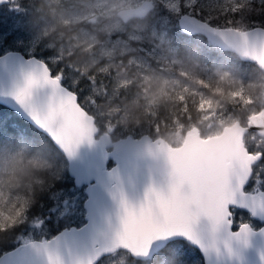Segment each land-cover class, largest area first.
Segmentation results:
<instances>
[{"label":"water","instance_id":"95a60500","mask_svg":"<svg viewBox=\"0 0 264 264\" xmlns=\"http://www.w3.org/2000/svg\"><path fill=\"white\" fill-rule=\"evenodd\" d=\"M154 6L144 0L118 16L143 17ZM178 24L264 70V27H216L189 13ZM0 104L52 140L87 195L83 225L20 244L4 252L0 264H97L118 249L147 260L174 240L195 247L203 264H264V190H246L263 154L244 141L250 131L264 138V108L218 135L202 137L194 126L180 146L149 134L113 140L45 60L18 50L0 55ZM233 209L263 225L235 228Z\"/></svg>","mask_w":264,"mask_h":264},{"label":"trees","instance_id":"16d2710c","mask_svg":"<svg viewBox=\"0 0 264 264\" xmlns=\"http://www.w3.org/2000/svg\"><path fill=\"white\" fill-rule=\"evenodd\" d=\"M161 4L164 6L163 12L160 16H155L156 21L148 15L155 6L147 14L148 16L142 17L143 19L141 17L131 19L141 21L138 23L142 27L139 31L142 39H138L140 42L134 37H129L130 39L127 40L130 46L139 49L145 45L144 41H141L143 38H152L150 36L155 32L162 33L167 72L174 71L187 80L192 79L197 86L183 88L181 91L177 88H165L160 92L156 111L150 114H147V110L141 104L134 106L129 104L130 109L125 111L123 117L116 113L111 114L112 110L101 111L88 106L86 110L90 114H95L96 117L93 116L100 132H104L111 123L115 126L113 133L117 134V136L111 134L114 140L128 135L133 136L132 134H142L143 130L152 137L173 130L177 126L176 120L188 126L198 123L202 118L203 107L199 92L223 100L228 109L234 107L239 116L237 121L246 125L251 116H248L250 105L248 101L259 94L256 91L258 89L256 81L258 82V77L263 72L256 64L241 60L235 53L213 45L202 35L182 32L177 19L181 11L171 10L164 1ZM23 5L48 8L44 0H24ZM50 8L57 11L59 7L51 5ZM192 11L195 16L216 27H234L241 30L256 26L264 27V0H204L194 4ZM37 14L36 11L33 14L26 12L19 15V19L35 21ZM169 14L173 17L170 18ZM6 21L8 22L2 28L8 32L14 21L10 18L1 20V22ZM66 28L64 26L58 29ZM134 31L139 33L137 29ZM99 35L103 38L105 34L99 32ZM85 54L87 53H73L68 59L75 61L74 59L84 58ZM126 55L130 56V54ZM126 55L121 56L125 61H127ZM155 62L157 61H154V64ZM114 65L117 70L121 69L120 63ZM57 70L58 66H55L54 71ZM134 70L136 75L140 76L139 71L136 68ZM215 71L224 74H215ZM113 72H115L114 67H111L107 74ZM88 73L99 80L104 78L97 67L90 68ZM108 82H111L110 76ZM135 90H137L136 81L119 88V96L108 106L114 109L115 104L127 102L128 100L122 98L131 95L132 92L135 94ZM78 99L80 102L79 96ZM147 119L150 122L149 129H145ZM249 151L263 154L262 160L255 166V177L258 168L264 167V147L262 150ZM112 164L113 162L110 161L109 165ZM73 185V178L68 173L67 161L52 140L20 115L0 104V256L18 246L19 234L30 226L34 218L51 214L49 210L54 202V192L69 189ZM248 218L249 213L237 210L234 220L248 221ZM47 222L52 221L47 219ZM61 227V225L60 227L52 225L53 234L60 231ZM174 245H180L176 248L179 256L172 260L175 256L172 249ZM194 259H196L195 263ZM126 264H203V258L190 244L177 240L166 245L151 260L135 259L130 256Z\"/></svg>","mask_w":264,"mask_h":264},{"label":"rangeland","instance_id":"374dc122","mask_svg":"<svg viewBox=\"0 0 264 264\" xmlns=\"http://www.w3.org/2000/svg\"><path fill=\"white\" fill-rule=\"evenodd\" d=\"M23 1L10 0L7 6H0V55L10 50H20L28 56L35 55L45 60L52 74L57 76L63 85L78 94L81 99L80 103L86 109L91 106L101 111L112 110L111 114L116 113L123 117L126 114L125 111L130 109V105L141 104L147 110V114H150L156 111L160 92L165 88H177L181 91L183 88L189 89L192 86H197V83L192 79L187 80L174 71L167 72L164 62L167 58L166 51L163 49L164 36L162 33L155 32L150 36L152 38H143L141 40L145 44L142 46L143 48L138 49L130 46L127 40L129 37L136 38L137 42H140L138 39H142L140 38L141 32H139L142 27L138 23L141 21L130 19L124 22L118 16V11L122 8L137 6L144 0H75L69 7H59L56 12L50 6L65 5L64 0H44L48 5L47 9H41L40 6L27 7L23 5ZM162 1L173 11L179 9L181 11L178 15L179 18L183 13L194 15L192 13L193 5L204 0H186L187 2L185 0H154L155 8L148 14L154 18V21L157 20L155 16H160L163 12ZM183 5L185 8L182 9ZM34 11L38 13L36 22L34 19L20 21L19 15L26 12L33 14ZM169 17L173 16L169 14ZM7 18L14 21L8 32L2 28L8 21L1 22ZM64 26L67 28L58 29ZM135 29L139 33L135 32ZM99 32H104L103 38ZM136 34L139 36H134ZM78 52L87 54L84 55V58L80 57L75 61L68 59L73 53ZM126 54H130V56ZM124 55L127 56V61L121 58ZM154 61L157 62L154 64ZM117 62L120 63L121 69L115 68L114 64ZM55 66H58L57 72L54 71ZM93 67H97L98 71L103 73L104 78L99 80L94 75H90L88 70ZM111 67H114L115 72L107 74ZM135 68L139 71L140 76L136 75ZM214 73L224 74L220 71ZM109 76L110 83L108 82ZM133 81H136L137 85L135 94H132L133 90L131 95L122 98L128 100L127 102L119 101V104L114 105V109L109 107L111 101L119 96V88L126 87ZM256 85L258 86L256 91L259 94L248 101L250 103L248 116L264 108V72L259 75ZM199 95H201L203 107L202 118L198 123L188 126L176 120L177 126L173 130L152 137H163L170 145L180 146L186 133L194 126L198 127L202 137H209L220 134L226 125H231L239 120L234 107L228 109L223 100L213 98L203 92H199ZM92 115L95 116V114ZM148 125L150 122L145 124V129L150 128ZM114 128V124L109 123L105 131L117 136L113 133ZM143 134H145L144 130L142 134L132 135L140 137ZM245 143L252 151L262 150L264 147V139L254 131L245 135ZM246 190L250 192L264 190L263 166L258 168L251 186ZM86 197L85 185L82 187L73 185L69 189L54 192V202L49 210L51 214L34 218L30 226L19 234L18 245L42 237H52L54 235L52 225L55 227L61 225L62 229L72 225H83L86 222L84 208ZM236 211V209L233 210L235 228L243 222L250 223L253 228H259L262 225L250 214L248 221L241 219L235 221ZM47 219L52 222H47ZM178 246L180 245L172 247L175 252L172 260L179 256L176 251ZM129 257L127 252L118 251L104 257L98 264H126ZM193 261L195 263L196 259Z\"/></svg>","mask_w":264,"mask_h":264},{"label":"bare ground","instance_id":"6f19581e","mask_svg":"<svg viewBox=\"0 0 264 264\" xmlns=\"http://www.w3.org/2000/svg\"><path fill=\"white\" fill-rule=\"evenodd\" d=\"M69 1H70V0H69ZM8 3H10V1H9ZM8 3H4V4H8ZM4 4H2V5H4ZM70 4H71V3H70ZM154 4H155V3H154ZM55 6H56V5H55ZM63 6H64V5H63ZM61 7H62V6H61ZM152 9H153V8H152ZM152 9H151V10H152ZM151 10H150V11H151ZM150 11H149V12H150ZM55 12H56V11H55ZM149 12H148V13H149ZM148 13H147V14H148ZM147 14H146V15H147ZM146 15H145V16H146ZM143 17H144V16H143ZM141 18H142V17H141ZM129 20H130V19H129ZM129 20H128V21H129ZM35 21H36V20H35ZM124 22H127V21H124ZM178 25H179V24H178ZM180 29H181V28H180ZM181 31H182V30H181ZM182 32H183V31H182ZM184 33H185V32H184ZM186 34H187V33H186ZM189 35H190V34H189ZM194 35H196V34H194ZM199 35H201V34H199ZM202 36H203V35H202ZM204 37H205V36H204ZM205 38H206V37H205ZM209 42H210V41H209ZM210 43H211V42H210ZM212 44H213V43H212ZM213 45H214V44H213ZM215 46H216V45H215ZM139 47H140V46H139ZM160 47H161V46H160ZM218 47H219V46H218ZM141 48H142V47H141ZM224 50H225V49H224ZM228 51H229V50H228ZM75 58H77V57H75ZM74 60H77V59H74ZM251 63H253V62H251ZM254 64H256V63H254ZM256 65H257V64H256ZM257 66H258V65H257ZM258 68H259V66H258ZM259 69H260V68H259ZM260 70H261L262 72H264V70H262V69H260ZM78 100H79V99H78ZM9 109H10V108H9ZM12 111H13V110H12ZM15 113H16V112H15ZM257 113H258V112H257ZM18 115H19V114H18ZM26 121H27V120H26ZM250 132H252V131H250ZM250 132H249V133H250ZM254 132H255V131H254ZM255 133H256V132H255ZM246 134H248V133H246ZM256 134H257V133H256ZM257 135H258V134H257ZM258 136H259V135H258ZM111 137H112V135H111ZM259 137H261V136H259ZM261 138L264 139L263 137H261ZM113 140H114V139H113ZM244 141H245V137H244ZM245 145H246V143H245ZM262 158H263V156H262ZM262 158H261V160H262ZM261 160H260V161H261ZM260 161H259L258 163H260ZM258 163H257V164H258ZM257 164H255V165H257ZM255 165H254V166H255ZM254 166H253V169H254ZM70 177H71V176H70ZM253 177H254V170H253L252 179H251L249 185H250L251 182L253 181ZM249 185H248L247 187H249ZM247 187H246V188H247ZM85 188H86V187H85ZM233 210H234V209H233ZM233 210H232V212H233ZM236 210H242V209H236ZM243 211H244V210H243ZM247 213H248V212H247ZM249 214H250V213H249ZM233 216H234V214H233ZM233 216H232V219H233ZM254 220H255V219H254ZM256 221H257V220H256ZM258 222H261V221H258ZM261 223H262V222H261ZM262 224H263V223H262ZM174 241H177V240H174ZM174 241H171V242H174ZM182 241H185V240H182ZM171 242H169V243H171ZM185 242H186V241H185ZM169 243H168V244H169ZM187 243H188V242H187ZM168 244H167V245H168ZM188 244H189V243H188ZM191 246H192V245H191ZM165 247H166V246H165ZM192 247H193V246H192ZM163 248H164V247H163ZM163 248H162V249H163ZM194 248H195V247H194ZM162 249H161V250H162ZM195 249H196V248H195ZM118 251H124V252H127L128 254H130L131 257H133V256L131 255V253H130L129 251L125 250V249H118V250H116L115 252L110 253V254H108V255H106V256L112 255V254H114V253H116V252H118ZM159 251H160V250H159ZM159 251H158V252H159ZM158 252H157L155 255H157ZM155 255H154L152 258H154ZM106 256H104V257H106ZM104 257H102V258L98 261V263H99ZM133 258H135V257H133ZM152 258H151V259H152ZM135 259H138V258H135ZM151 259H147V260H151ZM141 260H143V259H141ZM98 263H97V264H98Z\"/></svg>","mask_w":264,"mask_h":264},{"label":"flooded vegetation","instance_id":"af4514ba","mask_svg":"<svg viewBox=\"0 0 264 264\" xmlns=\"http://www.w3.org/2000/svg\"><path fill=\"white\" fill-rule=\"evenodd\" d=\"M65 1V5L62 4L61 6L62 7H69L70 6V3L72 4L75 0H71V2H69V0H64ZM64 5V6H63ZM67 5V6H66ZM57 7H61L60 5H56ZM263 225V224H262ZM261 225V226H262Z\"/></svg>","mask_w":264,"mask_h":264}]
</instances>
